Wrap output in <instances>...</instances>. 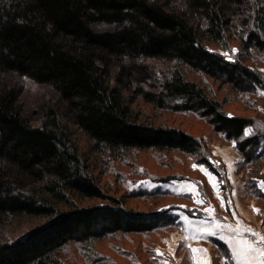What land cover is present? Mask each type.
<instances>
[{
	"label": "trees",
	"instance_id": "16d2710c",
	"mask_svg": "<svg viewBox=\"0 0 264 264\" xmlns=\"http://www.w3.org/2000/svg\"><path fill=\"white\" fill-rule=\"evenodd\" d=\"M232 40V59L207 47ZM262 53L264 0H0V264H61L70 243L174 225L170 206L132 208L102 186L109 162L133 149L195 156L226 191L202 140L161 111L193 112L234 142L247 194L264 199V75L247 62ZM21 77L52 90L37 122ZM208 79L255 113H227Z\"/></svg>",
	"mask_w": 264,
	"mask_h": 264
},
{
	"label": "rangeland",
	"instance_id": "374dc122",
	"mask_svg": "<svg viewBox=\"0 0 264 264\" xmlns=\"http://www.w3.org/2000/svg\"><path fill=\"white\" fill-rule=\"evenodd\" d=\"M207 47L227 59L235 58L240 52L236 40L230 41L226 47L212 44ZM247 62L264 75V53L252 55ZM20 81L24 114L37 122L40 106L47 98H51L52 90L27 77H21ZM207 82L216 97L228 98L224 105L227 113H255L240 97L234 98V93L229 92L227 85H219L209 79ZM253 100L250 96L249 102ZM256 104L263 105V112L258 115V125L264 130V100L257 99ZM143 107L145 109L147 105ZM157 119L202 140L205 145L203 156L218 165L226 175L227 190L222 188V180L199 163L195 156L173 150H130L121 159L109 162L101 175L102 186L108 194L120 197L132 208L150 211L170 206L172 209L169 208V212L175 216V224L148 233H117L94 241L91 245L70 243L61 251V264H213L211 251L214 248L210 245L208 234L217 229L213 227L215 223L219 222L222 227L232 231L241 232L252 226L264 232L262 221L255 219L246 222L244 218L255 216V201L264 214V199L248 196L242 177V156L234 142L214 133L207 121L193 112L161 111ZM252 130V127L246 128L244 134L248 135ZM258 182L263 188L264 181L258 180L257 185ZM134 194L138 196H132ZM248 197L253 199V203ZM88 202L98 201L86 200L83 204ZM235 204L239 208L238 214ZM236 221L239 222L238 226L231 224ZM26 227L27 223H24L12 231L5 229L4 233L11 238ZM263 243L260 245L264 248Z\"/></svg>",
	"mask_w": 264,
	"mask_h": 264
},
{
	"label": "crops",
	"instance_id": "0c3cea01",
	"mask_svg": "<svg viewBox=\"0 0 264 264\" xmlns=\"http://www.w3.org/2000/svg\"><path fill=\"white\" fill-rule=\"evenodd\" d=\"M258 187L264 192V187H261L260 182H258ZM242 189L247 197L245 189ZM248 200H250V203H253V199L249 198ZM255 204L257 206V208L253 206L255 208V216L244 218L246 219V222L257 219L264 223V214L261 211V206L257 205L256 201ZM235 206L234 207L237 209L235 210L238 214L239 208L237 207V204H235ZM242 209L244 210L245 207H242ZM244 222L245 221H243V223ZM228 223H230V221ZM238 223L239 222L236 221L231 224L238 226ZM213 227L217 229H213V233L208 234L209 240L211 242V238L217 239L223 247L222 249H218L215 244L212 242L210 243L214 248V251H211V259L214 260L212 262L213 264H264V248L261 246L264 241L263 230L259 231L251 226V228H246L245 231H241V233L238 230L232 231V229L229 230L222 227L219 222L215 223ZM258 242H260L261 245Z\"/></svg>",
	"mask_w": 264,
	"mask_h": 264
}]
</instances>
